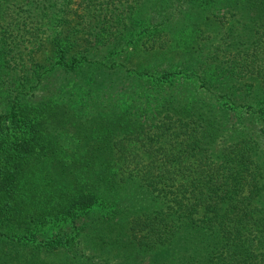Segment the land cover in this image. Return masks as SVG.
<instances>
[{
  "label": "trees",
  "instance_id": "1",
  "mask_svg": "<svg viewBox=\"0 0 264 264\" xmlns=\"http://www.w3.org/2000/svg\"><path fill=\"white\" fill-rule=\"evenodd\" d=\"M0 264H264V0H0Z\"/></svg>",
  "mask_w": 264,
  "mask_h": 264
}]
</instances>
